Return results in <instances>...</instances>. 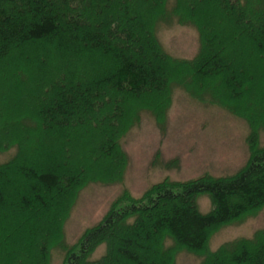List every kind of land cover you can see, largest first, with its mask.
I'll return each instance as SVG.
<instances>
[{
    "label": "trees",
    "instance_id": "16d2710c",
    "mask_svg": "<svg viewBox=\"0 0 264 264\" xmlns=\"http://www.w3.org/2000/svg\"><path fill=\"white\" fill-rule=\"evenodd\" d=\"M151 1L153 8L148 10L144 0L136 1V8L145 9L141 14L129 0H0V72L5 74L21 61L26 67L21 66L17 75L23 82L34 72L43 79L39 80L43 85L38 90L41 97L51 95L39 111L14 117L20 129L27 137L35 133L39 139L47 133L48 142L50 138L66 142L68 134L72 140L71 132L84 123L89 126L88 121L105 111L109 115L104 122L111 131L103 155L105 160L118 161L115 174L107 173V180L78 174L75 181L73 172L64 170L48 154L37 155L32 162L21 140L12 143L9 141L14 138H2L0 151L16 148L17 152L0 163V227L7 215L17 216L20 211L38 208L47 214L53 199L65 195V205L54 218V232H42L44 247L39 259L47 264L51 246L58 242L66 212L78 191L91 182L123 180L127 157L120 147L121 132L113 128L112 120L124 119L130 106L151 94L161 95V109L148 108L161 119L171 106L174 85L248 122L253 129L248 163L229 177L165 180L141 198L126 191L99 224L67 249L64 264H174L176 248L202 257L201 264H264V231L253 238L228 242L215 252L209 250L211 237L220 229L242 223L264 209V148H257L260 136L254 128L262 114L256 108L264 111V96L261 84L257 90L253 83L252 71L240 63L254 55L264 66V22L255 29L256 34H247L248 26L244 27L249 24L248 15L260 24L264 0H187L189 7L184 0ZM207 2L217 10L201 12L198 4ZM173 22L197 29L200 49L193 59H175L162 49L157 27ZM242 32H246L245 39ZM55 57L63 63L58 71L59 84L45 81V69ZM69 62H74L71 71ZM85 66L91 72L88 76L82 72ZM14 78L19 80L16 75ZM254 90L257 98L249 96ZM108 102L112 106L107 107ZM240 102H245L246 106L241 105L244 111ZM139 111L133 110L127 121L135 119ZM4 118L8 119L6 115ZM261 128L264 130V122ZM204 195L212 201L208 214H202L197 205V199ZM47 237H53V242H47ZM168 238L173 240V248L165 247ZM103 244L106 255L91 261L94 250ZM151 251L159 261L151 259Z\"/></svg>",
    "mask_w": 264,
    "mask_h": 264
},
{
    "label": "rangeland",
    "instance_id": "374dc122",
    "mask_svg": "<svg viewBox=\"0 0 264 264\" xmlns=\"http://www.w3.org/2000/svg\"><path fill=\"white\" fill-rule=\"evenodd\" d=\"M136 1L138 0H129L134 9ZM144 1L146 10L153 8V1ZM184 1L189 7L190 2ZM197 7L205 13H209V9L217 10L216 6L208 2L206 5L200 3ZM136 9L141 14H145V9L140 10L138 7ZM261 18L260 24L257 25L258 19L256 21L254 17L248 15L249 24L245 22L244 26L249 27V29L244 28L247 34H256L255 29L260 25L262 27L264 15ZM215 24L218 25V22H215L213 26ZM214 29L215 27L212 28ZM246 32H242L241 38L245 39ZM156 34L164 52L175 59H193L199 52L200 36L193 26H182L176 22L160 24ZM51 61L45 69L48 76L45 81L57 82L58 71L63 63L58 60V57ZM240 63L247 70L252 71L251 74L255 78L253 83L257 90L258 85L261 84L260 92L264 96V66L259 64L254 55L244 58ZM71 64L74 65V62L67 63L68 71L73 70ZM14 66L18 67L14 69ZM21 66L25 68L26 64L21 65V61H16L13 68L7 69L5 74L0 72V106L3 104L0 109V118L3 116L0 122V141L8 137L14 138L9 141L12 143L21 140L32 162L37 155L48 154L47 156L55 160L56 164L61 165L64 170L73 172L75 181L78 174L81 177L105 180H107V173L115 174L118 166L117 159L105 160L103 155V149L107 146L111 131L106 121L104 122L109 115L105 111L103 116L88 121L89 126L84 123L78 130L71 132L72 140H70L72 136L68 134L69 141L66 140V142L53 141L51 138L48 142L47 133L42 134L39 139L35 133L29 137L24 134L25 132L18 125V120L14 117L28 116L39 111L41 103L47 102L51 95L47 98L41 97L38 90L42 89L43 85L39 80L43 79L34 72H31L32 75L28 81L23 82L21 76L17 75L21 74ZM82 72L84 76L91 73L86 66ZM14 73L19 80L14 78ZM173 80L174 78L171 81ZM172 88L171 106L161 119L155 116V111L148 109L152 107L161 109L160 106L163 103L161 95L156 97L151 94L139 101V104L130 106L128 115L125 114L124 119L118 122L112 120L113 128L121 132L120 147L127 157L123 180L117 183L91 182L78 191L71 209L66 212L58 242L51 246L47 264H64L67 249L76 245L88 229L99 224L126 191L135 198H141L153 185L165 180L184 182L205 175L216 178L229 177L246 166L251 157L250 139L253 133L248 122L219 105L196 99L182 88L174 87V85ZM50 91L53 92V89ZM255 92V90L252 91L249 96L256 97ZM243 103L245 102L238 103L241 111L245 110L242 108L244 106H241L245 105ZM110 105L111 103L108 102L106 106ZM256 109L255 111L262 113L258 123L255 120L254 126L260 136L257 145L260 149L264 148V130L260 129V123L264 122V111ZM133 110L134 112L140 110L139 115L127 121ZM5 115L8 119L4 118ZM78 134L81 136L78 137ZM65 145L67 146L64 147ZM68 146L72 149H68ZM16 152V148L0 151V163L10 160ZM65 201V195L56 196L53 199L51 211L47 214L34 208L27 212L20 211L17 216L7 215L0 227V264H41L40 251L44 247L41 243L42 232L44 230L54 232L52 226L54 218L60 214ZM68 204L69 202L66 209ZM197 205L202 214H208L212 210V201L206 195L197 199ZM259 231H264V209L253 218L220 229L211 237L209 250L215 252L228 242L253 238ZM52 239L53 237H47V242H51ZM165 247L173 248V240L168 238L165 241ZM106 253V244L100 245L94 250L90 260H99ZM173 254L174 264H201L202 261V257L186 249L176 248ZM150 257L159 261L154 251L150 252ZM123 264L129 263L124 261Z\"/></svg>",
    "mask_w": 264,
    "mask_h": 264
}]
</instances>
